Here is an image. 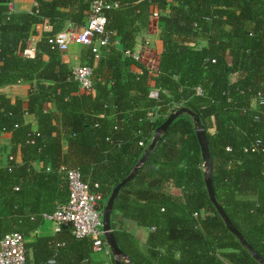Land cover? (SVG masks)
<instances>
[{"label": "trees", "instance_id": "16d2710c", "mask_svg": "<svg viewBox=\"0 0 264 264\" xmlns=\"http://www.w3.org/2000/svg\"><path fill=\"white\" fill-rule=\"evenodd\" d=\"M12 1L0 0V88L31 89L26 99L0 92V239L16 231L30 236L68 200L63 167L107 201L164 114L180 105L206 128L217 200L264 258V0H107L119 3L106 11L112 43L99 57L84 46L93 90L80 87L55 43L59 32L87 23L93 0H34L30 11L12 10ZM154 12L162 43L156 71L124 53ZM31 36H39L34 57L25 54ZM152 109L163 115L149 119ZM196 127L189 113L175 118L120 189L112 229L129 256L121 264H261L210 198ZM120 219L143 228L146 241ZM26 253L27 264H108L94 258L102 253L92 238L65 226L28 242Z\"/></svg>", "mask_w": 264, "mask_h": 264}, {"label": "built area", "instance_id": "2783aa9c", "mask_svg": "<svg viewBox=\"0 0 264 264\" xmlns=\"http://www.w3.org/2000/svg\"><path fill=\"white\" fill-rule=\"evenodd\" d=\"M118 6V2L93 0L87 23L78 31L66 29L59 32L55 37L56 45L61 51H66L73 42H79L82 45L91 46L95 56L99 57L100 47L112 43V32L106 28V11ZM154 15L158 17V12H154ZM36 38V36L30 37L29 47L25 50L27 56H35ZM114 44L119 46V39H116ZM124 53L138 59L134 50H126ZM92 73L93 68L86 63L73 68V77L84 90H93ZM196 90L198 94L201 93L200 87H196ZM159 94L160 90L156 87L150 91V95L153 97H158ZM180 107L177 105L164 115L168 116ZM162 115L163 113H160L159 109H152L148 118L156 120ZM63 169L66 170L68 178V200L59 204L53 213H46L45 220L53 221L57 231L65 226L70 228L78 238H92L94 250L105 255L109 259L108 263H112L114 254L105 237L104 229L103 212L106 204L104 193L100 190H92L91 185L82 178L77 170L66 167ZM98 186L96 184V187ZM28 238L29 236L16 231L7 233L0 239V264H27ZM126 261L128 260L126 259Z\"/></svg>", "mask_w": 264, "mask_h": 264}, {"label": "crops", "instance_id": "0c3cea01", "mask_svg": "<svg viewBox=\"0 0 264 264\" xmlns=\"http://www.w3.org/2000/svg\"><path fill=\"white\" fill-rule=\"evenodd\" d=\"M35 4L36 3L34 0H13L10 3V7L12 10L30 11L32 10ZM156 21H158V17L155 16L154 13L151 14L149 27H147L142 33H140V35L137 38L136 46L134 48V51L143 50L141 54V60L144 64H146L153 71H156L158 69L159 59H160L159 53L162 49V43L160 39V28H159L158 22ZM72 26H76V25H72ZM72 26H69L66 29H71ZM151 26H152V30L150 29ZM37 28L38 30H40L42 26L38 25ZM36 37H37L36 39L38 40L39 36H36ZM84 46L86 45H82L79 42H73L66 51L62 52L63 60L68 62L71 68H74L77 65L86 63V59L84 57L85 56ZM148 53H152V57H147ZM30 89H31V86L29 84L16 83V84L1 87L0 92H4L10 97L15 98L16 96H21L22 98L26 99L29 94ZM27 119L28 121H31L33 124L37 123L33 115H28ZM8 140H9V134L4 133L2 136V142L6 143ZM118 222H119V225L123 227L125 226L130 231H132L135 235H137L142 242L146 241L147 233L145 232V230H143V228L138 227L133 221L124 222L122 219H120L118 220ZM56 232L57 230H56L55 223L53 221L46 220L35 232H33L29 236L28 242L34 241L37 238V236L53 235V234H56ZM94 258L96 259V261H102V262L104 261L105 263L109 262V259L103 254H96L94 255ZM50 261L53 262L54 259H51Z\"/></svg>", "mask_w": 264, "mask_h": 264}, {"label": "water", "instance_id": "95a60500", "mask_svg": "<svg viewBox=\"0 0 264 264\" xmlns=\"http://www.w3.org/2000/svg\"><path fill=\"white\" fill-rule=\"evenodd\" d=\"M182 113H189L192 115L197 123L196 133L198 136V140L201 146L203 158L205 161V174H206V182L208 186V191L211 200L216 205L219 213L222 215L223 219L225 220L228 228L240 239V241L250 250L253 256L260 261L261 264H264V258L258 253V251L250 244V242L244 237V235L238 230V228L233 224L231 219L229 218L228 214L224 210L223 206L219 203L216 198L215 190L212 183V157L209 148V143L207 139L206 128L201 121L199 114L195 113L188 107H180L177 111L171 113L166 121L161 124L155 132L154 138L152 139L150 145L148 146L146 152L144 153L141 160L137 163L132 173L123 179L112 191L111 195L108 197L104 212H103V220H104V229L106 231L105 237L110 244L113 254L115 257L116 264H121L123 260H129V256L121 249L116 240L114 231L112 229V214L114 211V203L116 197L119 194L120 189L125 186L137 173L138 169L143 166L146 160L149 158L151 153L153 152L158 140L161 137V134L166 131L169 125L174 121Z\"/></svg>", "mask_w": 264, "mask_h": 264}, {"label": "rangeland", "instance_id": "374dc122", "mask_svg": "<svg viewBox=\"0 0 264 264\" xmlns=\"http://www.w3.org/2000/svg\"><path fill=\"white\" fill-rule=\"evenodd\" d=\"M156 22H158V21H156ZM152 23H153V22H152ZM152 23H151V24H152ZM153 25H154V24H153ZM153 25H152V26H153ZM152 26H151V28H150L151 30H152ZM71 29H74V30L78 31V30L80 29V26H72ZM153 29H154V27H153ZM203 44H205V41H201V40H200V41L197 42V45H198V46H202ZM142 51H143V50L135 51L136 54H137L138 59H140V60H141V54H142ZM147 55H148L147 57H152V53H148ZM155 57H156V55H155ZM142 59H143V58H142ZM141 61H142V60H141ZM143 230H144V229H143ZM145 232H146V231H145Z\"/></svg>", "mask_w": 264, "mask_h": 264}]
</instances>
